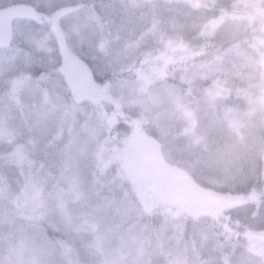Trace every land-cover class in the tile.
<instances>
[{
	"label": "rangeland",
	"instance_id": "374dc122",
	"mask_svg": "<svg viewBox=\"0 0 264 264\" xmlns=\"http://www.w3.org/2000/svg\"><path fill=\"white\" fill-rule=\"evenodd\" d=\"M33 1L0 3V169L9 167L8 163H42L56 177L44 191L52 187L58 201L63 192L74 197L65 198L63 209L50 204L48 214L29 219L12 206L24 193L8 187L9 201L0 202V264L6 259L12 264H166L161 247L167 253L175 251L176 245L169 226L172 214L181 217V248L187 243L191 249L195 240V251L177 255L176 264H216L206 253L203 256L202 249L205 245L218 249L221 244L216 238L232 236L228 210L253 203L264 187L234 198L217 193L219 198L195 185L185 167L192 171L198 163L225 159L217 150L211 152V145H204L208 131L202 132L205 117L200 115L202 111L217 113L222 98L232 94L244 97L247 105L224 117L233 127L230 155L237 159L235 150L238 158L245 157L250 143L245 126L249 120L259 126L261 120L258 113L251 115L259 91L249 88L251 69L242 65L259 60L256 49H264V36L256 41L253 37L256 30H264L259 19L264 17V7L204 29L211 35L221 32V41L229 45L220 53H226L237 67L228 64L229 75L198 78L189 84L164 72L147 71L144 64L159 55L156 52L147 51L148 57L136 59L145 52L141 47L145 41L162 45L161 52L164 49L161 38L168 29L156 14L142 16L149 22L146 31L133 30L129 39L125 35V24L140 19V9L149 0H93L90 4L59 0L57 10L52 11L48 3L41 14ZM71 1L74 6L69 5ZM95 1L102 3L93 5ZM85 50L97 57L96 74L107 78L105 84L95 81V73L77 55ZM42 101L54 103L55 110L40 107ZM145 109L151 111L147 122L142 118ZM67 110L72 117L68 114L61 122ZM205 116L209 121L217 119ZM101 120L107 127V144L104 137L93 139L91 132V126ZM236 130L241 137L232 136ZM175 133L194 142L188 143L185 156L170 163L164 156L170 155L166 141ZM75 145L83 154L73 151ZM94 167L99 169L98 176ZM241 171L230 168V178L224 180H239ZM206 173L217 180L209 168ZM132 209L139 215H132ZM205 216L218 220L220 227L205 223ZM44 219L48 229L33 223ZM243 233L248 237L249 257L264 260V232ZM229 245L236 250L233 243ZM243 253L240 250L236 256L248 255Z\"/></svg>",
	"mask_w": 264,
	"mask_h": 264
},
{
	"label": "trees",
	"instance_id": "16d2710c",
	"mask_svg": "<svg viewBox=\"0 0 264 264\" xmlns=\"http://www.w3.org/2000/svg\"><path fill=\"white\" fill-rule=\"evenodd\" d=\"M88 4H90L93 0H86ZM240 0H206V3H203L201 5H190L188 3L179 2V0H149L147 4L140 9L141 17L140 19H136L135 22H127L125 25L128 26L126 30V36L128 39L131 38V31L135 30L136 33H140L139 30H145L149 26V22L143 19V15L145 13L148 14H156L161 20V24L168 30L164 32L174 36L179 35L183 38V43L188 46H195V47H201L206 44L210 45L213 49H218L220 51H224L229 44L224 43L221 41L220 34L221 32L218 30L214 31V34L211 35V33H207L204 31L205 28L210 29L213 28V25L218 23L219 20L224 22L227 19H232L237 16H245L249 10L254 11L256 9L263 8L264 7V0H247L246 3H240ZM7 2V0H0V3ZM35 6L38 8V13L41 14V12H44V7L49 3L50 9L52 11L57 10L59 7V0H35ZM100 1H95L93 5L101 4ZM107 2L106 4H108ZM155 3V5H154ZM30 5L34 3H29ZM74 6L75 1L69 4ZM144 4V3H143ZM68 6V5H67ZM254 7V8H253ZM63 8V7H62ZM253 8V9H252ZM152 14V15H153ZM151 15V16H152ZM29 21L28 19H25ZM160 30L161 26H159ZM163 33V32H162ZM124 35V36H125ZM264 36V30H256L253 33L254 40L256 41L258 38H261ZM125 37V39H126ZM135 42V41H134ZM152 41H145L143 45H141L142 49L145 50V52L138 53L137 60H142L144 57H148L149 55L146 53L147 51H153L156 52V54H159L160 48L162 45H157ZM159 50V51H158ZM79 55L84 62L87 63L90 70L95 73V81L98 84H105L106 79H101L97 76V57L93 54H89L88 51H82ZM136 66V64L134 65ZM143 67V66H142ZM170 78V77H169ZM104 80V81H103ZM172 83V82H171ZM49 97L45 98L47 100ZM51 100V99H50ZM48 100V101H50ZM74 102V108L76 109L77 104ZM59 103V102H58ZM224 104V106H223ZM246 99L242 96H237L235 94H232L228 96L227 98H222L221 101V108L218 109L217 113H213L210 111H202L201 115L204 118V124H202V132L207 129L208 136H205L204 133V145L208 144L210 146L211 152L218 151L219 155L224 157L226 159V155L228 159H231L232 154L230 152L231 149V131H233V127L230 126V122L227 121V118L224 119L225 116H227L226 113H238L240 110H245L246 108ZM52 106L53 110L54 103L52 102H46L42 101L40 107H48ZM73 109V112L74 110ZM235 111V112H234ZM66 112V111H65ZM71 110H67V112L64 114L62 113L61 122H64L66 119V115L69 113H73ZM206 112V113H205ZM64 114V115H63ZM207 115H213L212 118L215 116L217 119L215 121H209ZM69 116L72 117V114H69ZM63 118V119H62ZM75 118V117H73ZM211 118V119H212ZM233 118V116L231 117ZM236 118V117H235ZM257 120L256 118H253V120ZM220 124H222L220 126ZM235 129V128H234ZM233 137H241V134L235 131ZM158 143V141H156ZM191 138L185 137L181 135L180 133H175L172 135L171 140L166 141V144H168V147L166 148L169 156H165V158L172 160L170 163H174L175 157H183L185 156V152L188 146V143L192 144ZM202 144V143H201ZM243 145V143H241ZM234 149V148H233ZM166 152V151H165ZM235 158H238L236 155V152L234 150ZM240 158V155H239ZM243 158V159H242ZM240 160H244V157L242 156ZM168 160V161H169ZM242 163V161H241ZM8 166L2 167L0 169V202L7 199L9 201V198L7 196V193H9V188H11L14 191H18L20 194L24 193L25 190V179L24 175L27 174L29 165H32V170L36 171L41 168L42 163H8ZM243 164V163H242ZM180 165V164H178ZM183 166V165H181ZM185 167V166H183ZM195 169L193 168L192 171L189 170L188 166L185 167V172L188 173V176L190 180L195 184L202 188H206V190L211 191L215 194L222 193L227 194L226 198L231 197H240L242 194L251 193L252 190L261 189L264 187V183L262 182V173L259 169H254L250 164L244 163L242 166L241 173H238L239 180H231V181H225L218 179L215 181H212L208 174L206 173V167L205 164H196ZM181 168V167H180ZM49 171L47 169V166H44V169L42 170V174H47ZM93 172L95 175H99V169L94 167ZM23 173V175H22ZM204 174L207 175L209 178H204ZM10 177L13 181L9 182ZM24 181V182H22ZM46 186V185H45ZM9 187V188H8ZM260 187V188H259ZM20 188V189H19ZM49 190L44 191L45 194V200L53 206H59V201L56 200V197L53 195L56 194L55 191L52 192V187H46ZM204 188V189H205ZM257 188V189H255ZM17 189V190H16ZM6 193V194H5ZM219 196V195H218ZM223 196V195H222ZM74 197V196H73ZM72 197V198H73ZM71 198V199H72ZM11 200V199H10ZM11 202V201H10ZM12 206H16L15 204H12ZM51 206V205H50ZM17 213V211H14ZM229 215V218L233 221H228V227H230L231 235L230 237L226 238L224 235L219 236L215 240H218L219 244L218 249L216 248H209V246H206L202 249V254L205 256L206 254L212 258L216 264H264V260H259L253 256L249 257V250H248V237L245 236L243 231L248 230L250 232H258L263 233L264 232V193L261 195L260 198H258L253 203H247V204H240L236 205L232 208H230L227 212ZM206 218H203V221L207 224H213L215 227L219 226V221L214 219L211 216H205ZM40 218V217H38ZM229 219V220H230ZM39 222V223H38ZM98 222V221H97ZM35 225H40L43 229H48V221L47 219L44 220H34ZM87 222H83V226L86 225ZM188 228V225H187ZM91 231H94L93 229ZM25 233L27 231H24ZM82 232L89 233V231L82 228ZM150 232V231H149ZM60 237V233H57L56 238L58 239ZM64 237V236H63ZM225 237V238H224ZM213 239L210 240V242ZM230 243H233V248H236V250H233ZM60 245V244H59ZM208 245V244H207ZM222 251L220 253L219 251ZM240 250H244L243 255L245 256L248 254L245 258H242L240 256H236L237 253ZM206 253V254H205ZM255 255V254H254ZM257 257V255H255ZM206 257V256H205Z\"/></svg>",
	"mask_w": 264,
	"mask_h": 264
},
{
	"label": "clouds",
	"instance_id": "9594fccd",
	"mask_svg": "<svg viewBox=\"0 0 264 264\" xmlns=\"http://www.w3.org/2000/svg\"><path fill=\"white\" fill-rule=\"evenodd\" d=\"M179 2L200 5L206 3V0H179ZM241 2L246 3L247 0H241ZM259 19L260 22L264 23V17H260ZM161 43L164 44L163 51L159 52V55L150 57L144 64V68L150 73L154 72V70L164 72L173 79L178 78L182 82L192 84L198 78L208 79L215 77L219 79L221 76L229 75L231 69L227 67L228 64H231L232 68L237 67L235 62L226 59V53H220L218 49H213L208 44L201 47L188 46L183 43L181 36H168L167 34H162ZM256 51L260 59L256 61L250 60L242 66L251 69L248 74L249 88L258 89L259 91V96L254 101L255 106L253 107L251 115L258 113L261 123L257 126L249 120V124L245 126L250 143L243 163L250 164L254 169H259L264 174V49L258 48ZM142 118L147 122L151 118V111L145 109V114H143ZM91 132L93 139L99 140L101 137H104L105 144L108 143L106 136L107 127L103 120L94 123L91 126ZM73 151L77 154H83L80 152L79 145L73 146ZM205 166L218 179L224 180L230 178V168H235L238 171L242 168L243 164L240 158L235 160L212 158L211 160L205 161ZM43 169L44 165L41 164L40 169L33 171L32 165L30 164L27 174L24 175V195L22 198H18L16 206L25 218L33 219L43 217L52 211L49 203L43 196V192L47 182L49 180H56V177L50 172L42 174ZM71 197V192H63L59 198V207L63 209V201L65 198ZM131 212L132 215H139L136 209H132ZM132 215L129 218H132ZM68 222L70 224L72 223L71 217L68 218ZM169 226L173 230V238L176 241L175 251L165 253L163 247H161V253L167 257L166 264H176L177 255L187 256L190 251H195V240L193 239L192 241L191 249L187 243H184L183 248H181L182 224L179 215L172 214L170 216ZM3 264H12V261L6 259ZM192 264H195V262L193 261Z\"/></svg>",
	"mask_w": 264,
	"mask_h": 264
},
{
	"label": "water",
	"instance_id": "95a60500",
	"mask_svg": "<svg viewBox=\"0 0 264 264\" xmlns=\"http://www.w3.org/2000/svg\"><path fill=\"white\" fill-rule=\"evenodd\" d=\"M202 191L206 192L205 190H202ZM215 196L219 197V196H218V195H216V194H215ZM219 198H221V197H219Z\"/></svg>",
	"mask_w": 264,
	"mask_h": 264
}]
</instances>
